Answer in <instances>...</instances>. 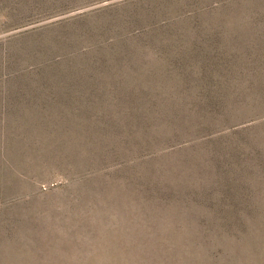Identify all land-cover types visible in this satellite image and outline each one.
Masks as SVG:
<instances>
[{"label": "rangeland", "instance_id": "1", "mask_svg": "<svg viewBox=\"0 0 264 264\" xmlns=\"http://www.w3.org/2000/svg\"><path fill=\"white\" fill-rule=\"evenodd\" d=\"M0 264H264V0H0Z\"/></svg>", "mask_w": 264, "mask_h": 264}]
</instances>
